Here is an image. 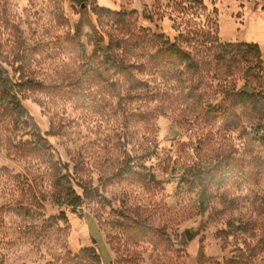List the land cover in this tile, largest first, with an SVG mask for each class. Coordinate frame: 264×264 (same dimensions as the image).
<instances>
[{
  "label": "rangeland",
  "instance_id": "374dc122",
  "mask_svg": "<svg viewBox=\"0 0 264 264\" xmlns=\"http://www.w3.org/2000/svg\"><path fill=\"white\" fill-rule=\"evenodd\" d=\"M0 68V264H264V0H0Z\"/></svg>",
  "mask_w": 264,
  "mask_h": 264
},
{
  "label": "trees",
  "instance_id": "16d2710c",
  "mask_svg": "<svg viewBox=\"0 0 264 264\" xmlns=\"http://www.w3.org/2000/svg\"><path fill=\"white\" fill-rule=\"evenodd\" d=\"M74 3H78L79 0H71ZM210 48L217 50V55L215 56V60L217 63H225L226 59L230 58V62L236 63V55H242L245 57L246 55H255L259 57L260 49L257 45H247V44H220L217 37H210ZM165 53L170 58H176L181 61H190L192 56L190 53L186 52L180 45L177 43L171 45ZM109 58V57H108ZM110 59V58H109ZM264 85V83H263ZM15 85L13 82L7 77L6 72L0 68V102L8 104L15 115L19 118H28L32 121V126L34 129H37V125L32 120L29 112L23 106L19 98L13 94ZM250 90V93L246 91ZM239 102L242 105H248L257 109L259 106V101L255 98L254 93H252L251 88H245L243 92H241L238 96ZM262 143L264 145V139H262ZM67 194L71 200L69 203L74 206H78L80 203V198L75 196L74 192L71 188H68Z\"/></svg>",
  "mask_w": 264,
  "mask_h": 264
},
{
  "label": "water",
  "instance_id": "95a60500",
  "mask_svg": "<svg viewBox=\"0 0 264 264\" xmlns=\"http://www.w3.org/2000/svg\"><path fill=\"white\" fill-rule=\"evenodd\" d=\"M246 92L247 93H250V90H247ZM151 180H153V177H151ZM186 236H187V239L188 240H191L192 239V235L188 231L186 232Z\"/></svg>",
  "mask_w": 264,
  "mask_h": 264
}]
</instances>
